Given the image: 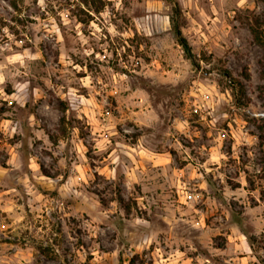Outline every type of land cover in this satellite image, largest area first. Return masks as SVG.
<instances>
[{"label":"rangeland","instance_id":"1","mask_svg":"<svg viewBox=\"0 0 264 264\" xmlns=\"http://www.w3.org/2000/svg\"><path fill=\"white\" fill-rule=\"evenodd\" d=\"M255 33L264 0H0V264H264Z\"/></svg>","mask_w":264,"mask_h":264},{"label":"trees","instance_id":"2","mask_svg":"<svg viewBox=\"0 0 264 264\" xmlns=\"http://www.w3.org/2000/svg\"><path fill=\"white\" fill-rule=\"evenodd\" d=\"M175 35L178 37L179 44L183 48V51H184L185 55L187 56V58L192 60L193 59L192 51H191L190 46L186 42V40L181 37V35H180L178 30L175 32ZM254 38H255L257 44L259 45V47L262 49L263 53H262L261 64H262V66L264 68V38L258 36L256 33L254 34Z\"/></svg>","mask_w":264,"mask_h":264},{"label":"built area","instance_id":"3","mask_svg":"<svg viewBox=\"0 0 264 264\" xmlns=\"http://www.w3.org/2000/svg\"><path fill=\"white\" fill-rule=\"evenodd\" d=\"M181 200L184 205H192L193 203H196V197L193 193L190 192H181Z\"/></svg>","mask_w":264,"mask_h":264}]
</instances>
